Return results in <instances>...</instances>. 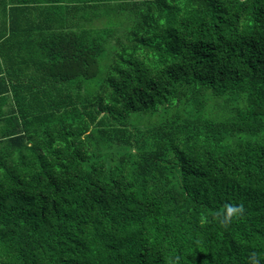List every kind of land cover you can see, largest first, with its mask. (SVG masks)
<instances>
[{
  "label": "trees",
  "instance_id": "1",
  "mask_svg": "<svg viewBox=\"0 0 264 264\" xmlns=\"http://www.w3.org/2000/svg\"><path fill=\"white\" fill-rule=\"evenodd\" d=\"M254 251L264 0H0V264Z\"/></svg>",
  "mask_w": 264,
  "mask_h": 264
},
{
  "label": "clouds",
  "instance_id": "2",
  "mask_svg": "<svg viewBox=\"0 0 264 264\" xmlns=\"http://www.w3.org/2000/svg\"><path fill=\"white\" fill-rule=\"evenodd\" d=\"M223 212L215 213V218L224 227L229 226L233 220H243L246 216V209L243 203L231 204L226 203ZM264 254H257L255 251L249 256V264H261V256Z\"/></svg>",
  "mask_w": 264,
  "mask_h": 264
}]
</instances>
